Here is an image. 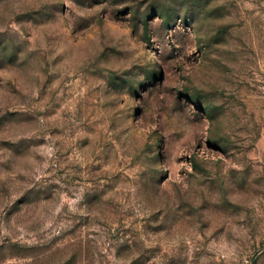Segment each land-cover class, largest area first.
<instances>
[{
  "label": "rangeland",
  "instance_id": "obj_1",
  "mask_svg": "<svg viewBox=\"0 0 264 264\" xmlns=\"http://www.w3.org/2000/svg\"><path fill=\"white\" fill-rule=\"evenodd\" d=\"M0 264H264V0H0Z\"/></svg>",
  "mask_w": 264,
  "mask_h": 264
}]
</instances>
